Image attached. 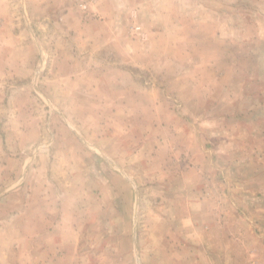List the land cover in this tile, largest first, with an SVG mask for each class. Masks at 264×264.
<instances>
[{"label":"rangeland","instance_id":"obj_1","mask_svg":"<svg viewBox=\"0 0 264 264\" xmlns=\"http://www.w3.org/2000/svg\"><path fill=\"white\" fill-rule=\"evenodd\" d=\"M264 0H0V264H264Z\"/></svg>","mask_w":264,"mask_h":264},{"label":"built area","instance_id":"obj_2","mask_svg":"<svg viewBox=\"0 0 264 264\" xmlns=\"http://www.w3.org/2000/svg\"><path fill=\"white\" fill-rule=\"evenodd\" d=\"M81 9L85 10L91 0H77Z\"/></svg>","mask_w":264,"mask_h":264},{"label":"crops","instance_id":"obj_3","mask_svg":"<svg viewBox=\"0 0 264 264\" xmlns=\"http://www.w3.org/2000/svg\"><path fill=\"white\" fill-rule=\"evenodd\" d=\"M257 237H260L261 238V240H262V242H264V235H257ZM263 246V251H264V244L262 245Z\"/></svg>","mask_w":264,"mask_h":264}]
</instances>
